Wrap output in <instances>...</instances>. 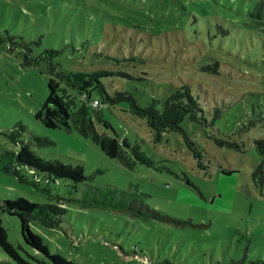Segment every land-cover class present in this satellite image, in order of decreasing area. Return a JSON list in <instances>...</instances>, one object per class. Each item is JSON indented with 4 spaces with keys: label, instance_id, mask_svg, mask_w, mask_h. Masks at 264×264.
Here are the masks:
<instances>
[{
    "label": "rangeland",
    "instance_id": "1",
    "mask_svg": "<svg viewBox=\"0 0 264 264\" xmlns=\"http://www.w3.org/2000/svg\"><path fill=\"white\" fill-rule=\"evenodd\" d=\"M258 1L0 0V152H17L5 133L22 123L21 139L38 156L82 166L92 177L77 186L20 169L69 199L59 228L31 226L52 252L76 264H264V186L261 192L252 179L262 161L255 141L264 139V28L249 15ZM13 37L31 43L34 55L62 51L55 62L78 75L104 73L99 80L110 95L128 92L143 107L156 100L161 109L186 85L201 120L185 119L182 133L156 132L128 102L94 105L96 91L87 104L100 109L98 131L138 143L156 162L128 168L76 130L51 129L36 118L49 75L45 64L22 65L25 48L12 45ZM61 93L71 111L86 103L65 86ZM95 189L115 208L73 201L103 199ZM18 197L58 201L0 171V203ZM125 201L138 212L117 206ZM0 217L10 241L35 254L20 219ZM7 262L0 247V264Z\"/></svg>",
    "mask_w": 264,
    "mask_h": 264
},
{
    "label": "trees",
    "instance_id": "2",
    "mask_svg": "<svg viewBox=\"0 0 264 264\" xmlns=\"http://www.w3.org/2000/svg\"><path fill=\"white\" fill-rule=\"evenodd\" d=\"M249 15L258 25L264 28V0L258 1ZM14 39V37L12 40L10 38L12 45L25 48L24 51L19 52L23 60L22 65L25 68H30L45 64V69L49 75V95L36 113V118L51 129L76 130L83 137L97 143L108 157L117 159L128 168L132 169L137 164L154 167L156 162L142 150L138 143L132 145L126 138L120 137L116 132L115 135L110 136L98 131L94 117L98 118L100 122H104L102 121L100 109L90 108L87 104L88 101L92 100L96 91L99 93L97 99H95L99 103L97 106L128 102L132 113L144 118L149 127L156 132L182 133L185 131L182 127L185 119H190L191 121L201 120L200 114L203 111L198 100L186 85L176 88L165 98L161 109L157 107L156 100L143 107L128 92H116L110 95L99 80L104 73L78 75V72H71L65 69L61 63L55 62L54 59L60 56L62 51L46 49L39 55H34L31 43L25 42L23 38H20V42L14 41ZM62 86L75 91L76 94L85 99L86 103L84 102L76 110L71 111L61 93ZM25 132L26 127L22 123H17L12 130L5 133L18 146V150L17 152H0V171L15 175L21 182L31 184L36 190L48 195L50 198L56 197L58 201L56 203H37L25 197H18L17 199H6L0 203V212L20 219L24 241L35 251V254L22 253V248H17L10 241L1 217L0 247L12 262H7V264H76L60 253L52 252L44 238L31 228L33 223H38L49 230L59 228L68 213V209L64 207V202L69 201V199L52 194L48 185H40V180L28 181L22 175L20 169L25 167L41 173L47 182L53 179H68L73 185L77 186L91 181L92 177L85 174L82 166H72L58 160H45L38 156L30 145L21 139ZM32 137L39 144L49 142L36 136ZM213 140L221 147L232 148L235 146L231 142L222 141L218 138H213ZM255 146L258 153L262 156V161L254 170L252 179L256 187L262 192L264 186V139L255 141ZM95 193L101 194L103 199H93L90 196H86L87 199L84 197L73 199V201L84 203L85 207L115 208L110 205V199H105L108 195L107 193L100 189H95ZM127 203L125 201L117 206H120L121 209L129 208L131 211L138 212V208L127 207Z\"/></svg>",
    "mask_w": 264,
    "mask_h": 264
},
{
    "label": "built area",
    "instance_id": "3",
    "mask_svg": "<svg viewBox=\"0 0 264 264\" xmlns=\"http://www.w3.org/2000/svg\"><path fill=\"white\" fill-rule=\"evenodd\" d=\"M93 103H94V105H96V106L99 104L97 100H94Z\"/></svg>",
    "mask_w": 264,
    "mask_h": 264
}]
</instances>
